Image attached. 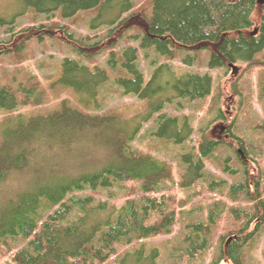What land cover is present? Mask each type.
Returning <instances> with one entry per match:
<instances>
[{
    "label": "trees",
    "instance_id": "1",
    "mask_svg": "<svg viewBox=\"0 0 264 264\" xmlns=\"http://www.w3.org/2000/svg\"><path fill=\"white\" fill-rule=\"evenodd\" d=\"M17 1L22 9L14 19L32 8L37 15L67 22L33 21L14 31L12 26L10 39L0 41V53L8 47V54L23 61L34 35L58 32L70 38L76 56H64L54 76L71 90V97L61 98L45 113L18 119L1 133L0 264H123L147 240L171 233L177 224L185 233L172 247V264H197L193 258L211 247L217 229L222 231L218 239L214 236L219 250L206 263L244 264L246 250L264 226V188L259 174L248 173V143L234 133L233 122L224 124L219 95L209 102V113L214 110L215 116L206 125L202 118V126L196 127L180 110L181 103L210 97L211 71L238 62L263 63L264 2ZM92 9L97 11L91 18ZM86 17L90 29L102 28L101 34L75 36L68 31ZM120 40L125 44L117 50ZM140 56L146 61L143 67ZM179 57L183 65L198 62L205 70L178 73L173 60ZM13 81L14 87L0 85V108L12 112L53 99L44 96L33 73L26 88L16 76ZM254 87L264 106V73ZM109 93L130 96L141 106L134 112L124 110L122 104L108 101ZM240 93L251 103L250 89ZM215 120H222L226 141L206 135ZM148 122L151 127L141 133ZM144 135L151 142L148 147L134 145ZM188 140L193 143L187 150L168 154V144ZM222 144L232 158L217 156ZM214 162L234 180L228 183V178L208 173L206 163ZM197 185L212 197L226 187V197L207 203L206 209L200 205L182 210L188 200H179V191ZM240 196L249 207L236 204ZM151 252L139 263L155 264L158 248L151 247Z\"/></svg>",
    "mask_w": 264,
    "mask_h": 264
},
{
    "label": "rangeland",
    "instance_id": "2",
    "mask_svg": "<svg viewBox=\"0 0 264 264\" xmlns=\"http://www.w3.org/2000/svg\"><path fill=\"white\" fill-rule=\"evenodd\" d=\"M141 2L142 4L144 3L143 0H141L138 2L139 5ZM21 9L22 5L17 0H0V41H6L10 39V33L12 32L10 31V28L12 26V30L14 31L18 29V27L30 25L33 23V21H35L36 24L40 22H47V24H51L53 21H58L60 24H66L67 22L66 19H59L54 16L47 17L45 14L37 15L32 8L27 9V11L22 14V16L16 17L14 19L15 14ZM96 11V9L91 10V18L94 17ZM13 20L16 21V25H13ZM88 27L89 26L87 24L86 17L85 20H76L74 24L70 25L68 31H73L75 36H93L94 34H101L99 29L102 28L96 27L90 29V27ZM132 27V25L128 27L130 33L134 32ZM40 36L42 38H40ZM40 36L34 35L32 37L33 41L27 44L25 48L26 58L23 61L21 58H17L15 55L8 54V47H5L6 50L0 53V85L6 83L14 87L15 82L13 81V77L16 76L17 80L22 81L21 83H23L24 88H26L29 86L28 77L31 73H33L39 79L40 87L44 91V96L51 97L53 99L48 102L46 100L45 103L42 104L18 106L12 112L8 109L0 108V138L2 131H4L7 127L14 125L18 119L27 118L29 115L35 113H45L47 110L55 107L61 98L71 97V90L66 86H62L60 83L55 82L56 77H54L58 73V66H61L64 56H76V54L71 51L70 46H72V44L70 43V38L64 36L63 33L61 34L58 32L53 36H50L47 33H44ZM56 36H58V38ZM93 40L94 39L89 40V42ZM124 44L125 41L120 40L119 44L116 45V49L118 50L119 48H122ZM263 54L264 53H262L260 56L262 57L261 62H263L261 64H244L238 62L235 63L234 69L229 67L211 71L213 83L210 97H207L205 101H200L197 103H181L184 108H181L180 111L191 116L196 127L202 126V124H199V120L202 118L205 120L203 125H206V123L215 116L214 110L209 113V102L215 99V95H219L217 101L219 102L225 116L224 121L226 120V122H224V124L233 122L234 126L232 125V130L234 133L241 136L245 142L248 143L247 149L249 150V155L251 157V159H248V161L245 160L249 171L248 173H250V175L259 174V180L262 182L261 184L264 188V106L257 99L254 87L258 75L264 73ZM100 56H102V58L105 57V53H101ZM152 56H149V58L151 59ZM200 57L203 58V54ZM159 60L162 61V58ZM14 62L17 63L15 64ZM139 62L142 67L145 66L146 61L142 58V56L139 57ZM173 64L176 66V71H180L178 73L184 72L186 70H205L204 65L198 64V62L191 67L183 65L181 63V57L175 61L173 60ZM247 88L250 89L254 95V97L251 99V103H249L248 100L245 101L242 99V94L240 93H245ZM21 92L22 90L17 91V93ZM107 97L110 103L122 104L124 107L123 109L128 110L129 112H134L139 106H141L140 103L134 101V98L130 96L112 97V94L109 93L107 94ZM124 104H126V106H124ZM168 110L173 112L172 108H168ZM180 111L177 113H181ZM18 114H20V116L15 117ZM221 126H224L222 120L213 121L208 125L206 135L210 138H215L217 140L223 139L226 141L227 138H225V133L222 132L223 129ZM150 127L151 122H148L143 126L141 133H144L146 129ZM195 133H197V131H195ZM196 139L197 136L195 135L194 140ZM150 143H147L146 136L144 135L141 140L140 136H138L134 142V145L147 148ZM192 143L193 141L188 140L187 144L184 145L174 146L172 144H168V154L170 156H176L177 152L187 150L192 145ZM222 145L223 146L216 152L217 156L220 157V159H224L226 156L232 158V152H230L227 147H224L225 144ZM159 153L161 155L166 154L163 151ZM229 162L230 161H228V164L234 166L233 163ZM206 171L208 173H214L221 177L228 178V183L234 180V178L230 177L231 175L228 177L224 173L220 172L216 162L212 163L210 166H208L206 163ZM239 178H241V174L236 176V180ZM195 191H197L196 194ZM191 193H194V195H191ZM226 193L227 188L225 187L220 192L214 193L212 197L210 192L204 191L200 186L197 185L196 188L193 187L190 190L179 191L178 198L179 200H188L187 204L183 205L182 207V210H188L190 208H196V206L198 207L200 205L205 208L207 203L213 201L214 199H218L219 197L225 198ZM228 202L230 205L234 203L231 201ZM236 204L239 206H244L245 208L250 206V204L245 202L242 196L239 197V201ZM220 232L222 231L217 229V232L214 234L217 239ZM184 233L185 231L181 224L175 225L171 233L147 240L143 249L130 256L128 259L126 258L123 264H140L139 262L143 256H150L152 253L151 247H157L159 251V257L155 264H172V255L170 252H173V246H177L181 242ZM214 236L211 242V247L206 252L197 254V256L193 258L197 264H199V262H204L202 264H207L206 262L216 257L215 254L219 250V243H217V239ZM15 243L18 244L19 242L16 241ZM243 263L264 264V226L258 233V236L252 240L248 249L246 250ZM144 264H149V262L145 261ZM223 264L231 263L225 261Z\"/></svg>",
    "mask_w": 264,
    "mask_h": 264
},
{
    "label": "water",
    "instance_id": "3",
    "mask_svg": "<svg viewBox=\"0 0 264 264\" xmlns=\"http://www.w3.org/2000/svg\"><path fill=\"white\" fill-rule=\"evenodd\" d=\"M257 2H258V3H263V2H264V0H257ZM231 67H232V69H234V68H235V66H234V65H231Z\"/></svg>",
    "mask_w": 264,
    "mask_h": 264
}]
</instances>
